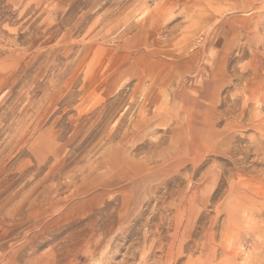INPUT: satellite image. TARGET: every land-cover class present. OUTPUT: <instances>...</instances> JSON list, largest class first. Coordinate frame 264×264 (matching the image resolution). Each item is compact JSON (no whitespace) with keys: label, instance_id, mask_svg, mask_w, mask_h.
Wrapping results in <instances>:
<instances>
[{"label":"rangeland","instance_id":"obj_1","mask_svg":"<svg viewBox=\"0 0 264 264\" xmlns=\"http://www.w3.org/2000/svg\"><path fill=\"white\" fill-rule=\"evenodd\" d=\"M0 264H264V0H0Z\"/></svg>","mask_w":264,"mask_h":264}]
</instances>
